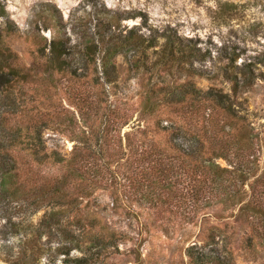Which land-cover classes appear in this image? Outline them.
I'll use <instances>...</instances> for the list:
<instances>
[{"label":"rangeland","instance_id":"obj_1","mask_svg":"<svg viewBox=\"0 0 264 264\" xmlns=\"http://www.w3.org/2000/svg\"><path fill=\"white\" fill-rule=\"evenodd\" d=\"M0 3L6 12L0 15L4 43L26 68L43 62L42 53H49L58 33L81 48L109 34L121 40L130 30L155 38L138 52L115 56L112 74L106 73L101 54L80 61V47L70 56L76 58L74 74L50 77L42 68L36 70L52 97L47 101L35 95L29 105L49 104L50 110L61 106L76 125L53 117L43 129L47 151L57 150L61 162H37L17 152L22 162L18 172L6 190L0 186V264H192L191 247L225 248L235 264H264V244L257 237L249 244L253 234L241 210L250 198V186L264 171V0ZM116 12L121 18L109 21ZM247 64L255 74L253 83L234 95L228 74L243 80ZM188 82L228 94L258 133L253 173L236 206L217 200L195 206L192 157L170 148L172 126L179 127L175 143L187 149L189 138L203 133V123L180 106H160L151 115L143 110L148 91L180 90ZM77 91V96L94 95L92 108L77 103ZM217 118L228 131L226 119ZM157 122L168 130L156 131ZM116 130L120 136L107 140ZM151 140L167 149L164 161L170 165L162 174L158 168L151 171L153 156L135 150L136 144L146 147ZM216 161L232 168L223 158ZM186 163L191 164L188 170Z\"/></svg>","mask_w":264,"mask_h":264},{"label":"trees","instance_id":"obj_2","mask_svg":"<svg viewBox=\"0 0 264 264\" xmlns=\"http://www.w3.org/2000/svg\"><path fill=\"white\" fill-rule=\"evenodd\" d=\"M107 12L110 13L109 10ZM5 14V8L0 3V15L5 16ZM121 16L119 12L110 14L109 21H117ZM108 29H111V25H108ZM115 38L113 34H109L107 39L103 37L98 42L90 39L82 44L83 48H81L78 45H71L69 37L65 34L62 36L58 33L51 40L49 53H42L43 62L37 63L33 68H26L4 43L0 28V186L2 190H6V185L16 176L22 163L17 152L27 153L32 159L36 158L37 162L47 161L50 158L55 163L63 160L57 150L48 152L46 149L43 129L48 126L49 119L55 117L58 123L67 120L68 126L76 125L69 111L59 105V107L52 105L55 107H52L53 110H50L49 104L48 106L43 103V106L29 105L30 98H35V95H41L47 101L52 97L51 88L45 82L39 81L36 70L42 68L50 77L71 71L74 74L76 58L70 56L75 48L80 47L78 50L80 61L87 63L101 54L106 73L112 74L115 69L113 63L115 56L128 51L138 52L143 46L149 47L155 42L154 37L147 39L135 30H130L121 40ZM147 41L149 43L145 44ZM170 51L173 55L174 50L171 47ZM193 55L189 54V56ZM231 60L234 61V57ZM242 74L243 80L234 73L228 74V78L233 82L234 95H237L241 88L253 83L255 74L250 64L242 67ZM77 94L78 91L74 99L83 108H92L96 102L94 95L89 92L86 95L82 93L77 96ZM234 102L235 100L221 89L202 90L192 82H188L180 90L168 92L150 90L144 97L143 110L148 115L154 114L160 106H180L190 110L194 121L203 123V133L193 134L189 138L187 149H182L178 143H175L179 127L177 125L171 127V150H184L189 157H192L190 158L191 163L193 162L192 168L191 164L186 163L185 170L191 168V196L195 206L211 205L212 201L217 200L216 202H223L228 207H233L241 203L239 199L244 198L245 185L253 173L257 159L255 139L257 140L258 133L247 122L246 115L239 114ZM116 111L118 109L113 108V112ZM220 116L226 119L230 127L228 131L225 129L223 131L222 126H219L217 117ZM156 128L158 132L168 130V127L160 122H157ZM194 128L196 129V126ZM235 132L239 135L234 134ZM117 135L119 137L120 132L116 130L107 140H116ZM83 142L86 143L85 140ZM135 150L153 156V163H150L151 171L152 169L156 171L158 168V172L162 174L169 168L167 167L170 165L169 161H164V158H168L165 155L167 149L160 146V143L151 140L146 147L143 144H136ZM217 158L227 160L232 168L221 167L216 161ZM144 185L151 187L152 182L149 184L144 182ZM250 190L249 200L241 206L253 234V238H248V241L252 244L257 237L264 244V171L250 186ZM190 250L189 257L192 264H235L230 251L225 248L212 247L207 251L203 247L200 250L191 247Z\"/></svg>","mask_w":264,"mask_h":264}]
</instances>
